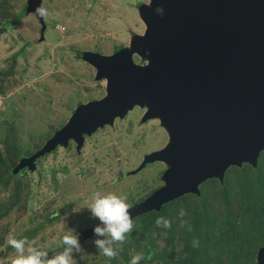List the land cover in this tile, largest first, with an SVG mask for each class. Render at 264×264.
<instances>
[{
  "label": "rangeland",
  "instance_id": "rangeland-1",
  "mask_svg": "<svg viewBox=\"0 0 264 264\" xmlns=\"http://www.w3.org/2000/svg\"><path fill=\"white\" fill-rule=\"evenodd\" d=\"M150 1L42 0L48 11L43 31L30 11L16 24L6 26L0 33V174L6 175L22 158L39 150L68 122L78 105L105 96L106 79H98L96 69L78 53L110 55L119 48L130 49L133 37L143 35L146 29L139 6ZM26 2L0 0V16L16 17ZM132 58L140 66L148 62L146 53L132 54ZM146 110L145 106H134L111 125L85 136L81 148L71 140L39 158L33 168L6 176L7 183L0 184V264H12L16 258L15 250L6 243L9 236L49 250V259L63 252L64 248L51 251L61 245L69 230L79 235L99 222L87 207L94 192L114 193L133 206L165 184L162 174L168 165L163 161L146 163L145 157L163 148L169 134L160 119L146 117ZM9 129L14 133V152L8 148L12 143ZM16 179L20 183L18 199H14ZM207 183L214 187V183ZM254 183H261V195ZM208 190L206 187L205 193ZM224 192L233 193L228 196V205ZM209 193L211 211L222 213V217L225 212L230 221L227 226L243 232L258 227V214H264V150L254 168L247 163L230 166ZM245 204L253 209L252 215L243 213ZM133 224V231L117 246L115 264H129L137 254L143 257L140 264H148L155 252L139 221ZM153 236H158L156 246L163 247L166 233L154 232ZM217 236L218 230L213 231V238ZM263 236L264 230H258L243 253H235L241 256L239 264L256 261L258 248L264 246ZM96 239L104 237L80 242L81 250L72 253L73 264H106ZM226 261L222 256V263L228 264Z\"/></svg>",
  "mask_w": 264,
  "mask_h": 264
},
{
  "label": "water",
  "instance_id": "water-1",
  "mask_svg": "<svg viewBox=\"0 0 264 264\" xmlns=\"http://www.w3.org/2000/svg\"><path fill=\"white\" fill-rule=\"evenodd\" d=\"M41 2L27 0V12L35 14ZM139 12L146 29L130 49L81 54L96 77L106 79L105 96L78 105L63 127L16 166L33 168L71 140L79 149L85 136L145 106L146 117L160 119L169 134V142L145 162L163 161L168 168L163 186L129 206L132 219L185 194L198 196L205 180H221L230 166L255 167L264 150V0H151ZM36 18L43 31L44 18ZM135 53H146L147 64H135ZM95 226L82 237H94ZM252 264H264V246Z\"/></svg>",
  "mask_w": 264,
  "mask_h": 264
},
{
  "label": "trees",
  "instance_id": "trees-1",
  "mask_svg": "<svg viewBox=\"0 0 264 264\" xmlns=\"http://www.w3.org/2000/svg\"><path fill=\"white\" fill-rule=\"evenodd\" d=\"M141 6V5H140ZM139 6V7H140ZM143 6V5H142ZM27 12V2L24 9H22L16 17L12 19H7L6 16H0V33L5 30L6 26L11 24H16L20 18H22ZM82 52L78 53L81 58ZM9 138L11 140V145L8 147L10 150H14L15 140L14 133L12 129L8 131ZM14 152V151H13ZM25 169L19 170L16 166L11 171L6 172V175L0 174V184L7 183L6 176L13 175L14 173L22 174ZM214 183V187L211 188L207 182ZM215 181L218 178H209L205 180L199 186L201 190V196L194 194H185L180 196L166 204H163L159 211H150L148 213L139 215L133 219V223L139 221L141 231L149 237L151 250L154 254L147 262L148 264H223L222 256L225 255L228 264H239L238 260L241 256H236L235 253H243L244 246L249 242V238L257 236L261 230H264V214L258 216L259 224L258 227H253L249 231H239L238 228L227 226V222L230 223L229 217L225 215L222 217V213L219 215L213 214L209 207L210 191L215 188ZM206 184H208L206 186ZM256 185L255 189L257 192L262 188L261 183H254ZM207 187V193H205ZM218 186H216L217 189ZM20 190L19 179L14 182V199H18ZM205 190V191H204ZM209 193V195H208ZM214 193V192H213ZM233 193H223L226 205L229 204V195ZM261 195V193H260ZM139 199V200H143ZM263 205L262 202H258ZM245 211L247 215L253 214V209L250 205L245 204ZM183 209L186 213L183 218L186 226L181 227V220L178 218V211ZM165 217L171 221V227L169 229L158 228L155 221L158 217ZM215 220V221H213ZM187 225H190L191 231L188 230ZM218 230L219 236L213 238V231ZM165 232L166 237H164L163 247L156 246L155 243L158 236L154 237L153 233ZM79 236V242L84 239L81 234ZM96 237V236H94ZM198 240L199 244L197 247L192 246L193 240ZM264 241V236L261 238ZM63 249L60 245L55 248L53 253H56ZM126 258V251L121 254ZM116 257L114 259H108L106 264H115Z\"/></svg>",
  "mask_w": 264,
  "mask_h": 264
},
{
  "label": "clouds",
  "instance_id": "clouds-1",
  "mask_svg": "<svg viewBox=\"0 0 264 264\" xmlns=\"http://www.w3.org/2000/svg\"><path fill=\"white\" fill-rule=\"evenodd\" d=\"M35 14L38 17L46 18L48 11L40 4L35 9ZM90 201L87 207L92 216L98 218L100 222L94 227L93 233L96 237H104V239H96L95 245L104 257L110 260L114 259L117 256V246L124 243L127 235L134 228L129 204L124 197L114 193L103 195L100 192H94L90 197ZM185 215L183 209L178 211L181 227L186 226L183 220ZM155 224L158 228L163 229L171 227V221L163 216L158 217ZM187 228L191 231L190 225H187ZM6 243L16 252V258L12 261V264H73V251L79 252L81 250L79 236L73 230H69L68 234L61 238L60 243L64 248L63 252L53 255L51 259L48 258L49 250L29 246L26 239L9 236ZM198 244V240L194 239L192 241L193 247H197ZM142 258L141 254L134 255L129 264H140Z\"/></svg>",
  "mask_w": 264,
  "mask_h": 264
},
{
  "label": "flooded vegetation",
  "instance_id": "flooded-vegetation-1",
  "mask_svg": "<svg viewBox=\"0 0 264 264\" xmlns=\"http://www.w3.org/2000/svg\"><path fill=\"white\" fill-rule=\"evenodd\" d=\"M52 153V152H51ZM47 155V154H46ZM45 156V155H44ZM258 163V162H257ZM254 168V167H253ZM26 170V169H25Z\"/></svg>",
  "mask_w": 264,
  "mask_h": 264
}]
</instances>
